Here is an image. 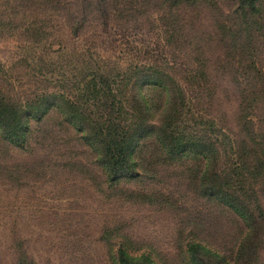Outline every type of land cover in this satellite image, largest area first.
<instances>
[{"label":"rangeland","instance_id":"374dc122","mask_svg":"<svg viewBox=\"0 0 264 264\" xmlns=\"http://www.w3.org/2000/svg\"><path fill=\"white\" fill-rule=\"evenodd\" d=\"M209 2L0 0V99L30 121L21 143L0 128V264H119L122 249L134 264H191L184 247L198 238L231 254L241 221L198 193L194 152L169 156L150 138L139 176L109 177L83 136L91 129L95 139L102 126L104 94L91 79L103 72L122 73L119 99L145 115L118 114L122 122L158 124L132 78L135 65H155L184 88L198 125L211 123L202 128L216 142L218 171L237 159L225 133L251 164V147L264 152V25L249 51L226 49L215 33L232 26V0ZM262 245L246 264H264Z\"/></svg>","mask_w":264,"mask_h":264},{"label":"trees","instance_id":"16d2710c","mask_svg":"<svg viewBox=\"0 0 264 264\" xmlns=\"http://www.w3.org/2000/svg\"><path fill=\"white\" fill-rule=\"evenodd\" d=\"M182 1L190 3L192 7L198 6L197 8L202 7L204 3L208 7L212 6L209 0L204 2L196 0L193 4L190 0H172V3L179 9L189 6L181 5ZM226 18L232 22V26L224 24L219 30L217 29L215 41L217 40L226 49L241 48L249 51L255 32L259 28L257 25H264V0H232ZM133 68V86L138 88L144 84L143 89L138 91L143 108L148 113H156L158 124H152L150 128H146L141 122H134L132 125L130 122H122L119 116L121 113L139 117L143 115L138 106L131 103H128V106L119 99L123 93L122 78H120L122 73L109 76L103 72L100 75L95 74L91 79L97 86L93 88V91L96 90L99 94L103 91L104 94L96 101L101 109H105L100 114L102 126L95 139L91 135L93 130L89 131L91 129H86L84 138L98 152L100 149L99 158L102 159L101 163L109 177H115L119 175L118 173L139 176L141 173L137 171L135 162L138 161L144 142L150 138H154L156 146L169 156L177 153L184 156L194 152L201 163L198 193L226 207L232 216L241 221V227L230 249V255L226 253L225 246L220 247L219 244L214 245L200 238L190 239L184 247L188 262L191 264L250 263L251 257L258 254L264 243V207L262 205L264 203V152L255 146L251 147V153L254 154L250 159L253 161L251 164L248 158L242 156L243 153L230 140L228 134L224 135L221 129V134L229 140H226L227 146L231 148L237 159L226 171H218L216 162L219 154L216 142L212 139V135L203 133L202 128L203 124L211 123L199 122L201 126L198 125L196 113L187 103L184 88L173 84L174 81L176 82L174 77L160 66L140 67L137 64ZM174 70L176 73V69ZM127 77L131 78L128 75ZM145 87L161 90L160 94H164V98L160 97L159 102L153 101L145 91ZM5 101L3 97L0 99L1 131L10 142L21 143L29 129L30 121L22 108L10 101ZM104 105L109 107V110L104 108ZM71 118L78 123L83 121L80 116H71ZM194 120H196L195 124L189 125ZM247 147L250 148L249 145ZM140 257L150 260L148 255ZM135 259L136 256L129 255L122 249L118 263L134 264ZM153 264L156 263L153 262Z\"/></svg>","mask_w":264,"mask_h":264}]
</instances>
